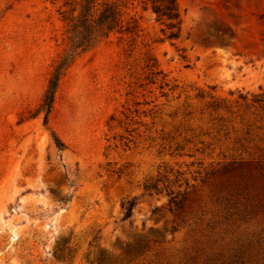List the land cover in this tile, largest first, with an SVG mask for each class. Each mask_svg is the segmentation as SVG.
Wrapping results in <instances>:
<instances>
[{
  "label": "rangeland",
  "instance_id": "1",
  "mask_svg": "<svg viewBox=\"0 0 264 264\" xmlns=\"http://www.w3.org/2000/svg\"><path fill=\"white\" fill-rule=\"evenodd\" d=\"M68 1L0 0V264H264V0H125L45 122Z\"/></svg>",
  "mask_w": 264,
  "mask_h": 264
},
{
  "label": "trees",
  "instance_id": "2",
  "mask_svg": "<svg viewBox=\"0 0 264 264\" xmlns=\"http://www.w3.org/2000/svg\"><path fill=\"white\" fill-rule=\"evenodd\" d=\"M139 1L144 9H151L157 20L164 25L163 32L169 39H177L181 35L183 15L178 0H133ZM125 0H69V7L63 11L64 19L70 33L69 52L60 60L52 75L45 93L42 109L45 111V122L52 113L56 91L61 77L75 60L76 56L96 45L100 40L115 32L135 33L139 29L138 19H126ZM174 192L169 193L173 195ZM171 203L182 207L176 196H171ZM135 201L126 206V218L131 216Z\"/></svg>",
  "mask_w": 264,
  "mask_h": 264
}]
</instances>
